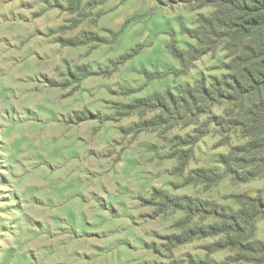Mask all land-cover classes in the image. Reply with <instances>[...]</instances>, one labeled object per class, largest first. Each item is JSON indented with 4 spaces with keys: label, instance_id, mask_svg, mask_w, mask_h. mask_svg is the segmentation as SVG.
Instances as JSON below:
<instances>
[{
    "label": "rangeland",
    "instance_id": "rangeland-1",
    "mask_svg": "<svg viewBox=\"0 0 264 264\" xmlns=\"http://www.w3.org/2000/svg\"><path fill=\"white\" fill-rule=\"evenodd\" d=\"M81 3L0 0V109L52 118L43 138L40 121L4 131L17 151L49 160L31 175L0 172V232L10 236L0 240L14 245V264L37 253L44 264H249L261 241L247 240L236 215L264 210V177L246 175L264 168V150L246 169L220 159L241 157L259 130L236 105L184 94L232 74L230 52L204 35L215 0ZM108 156L106 172L92 171ZM88 178L103 179V195L82 194Z\"/></svg>",
    "mask_w": 264,
    "mask_h": 264
},
{
    "label": "trees",
    "instance_id": "trees-1",
    "mask_svg": "<svg viewBox=\"0 0 264 264\" xmlns=\"http://www.w3.org/2000/svg\"><path fill=\"white\" fill-rule=\"evenodd\" d=\"M215 3L219 11L211 16L204 35L205 39L214 40L213 50L217 46H223L230 52L228 69L232 71L231 77L220 83L214 81L210 88L200 85L196 86L194 92L187 89L184 94L190 101L196 94L201 104L209 103L218 107L236 105L239 107L238 117H245L244 119L258 128L259 131L249 139L247 148L240 149L241 157L232 159L231 155L221 156L220 159V163L227 169L230 168V162L246 169L244 159L253 151L264 150V30H261L264 28V0H215ZM221 6H225L232 15L223 17L218 14ZM175 57L183 63L182 57L178 54ZM261 160L263 159L259 162ZM253 161L254 159L249 160L247 166ZM252 169L246 170L247 180L264 177V168L258 171ZM262 201L260 197L255 202L260 205L264 204ZM251 207L240 206L236 215V220H240L250 234L254 233V222H257L256 208ZM232 220L235 222L234 218Z\"/></svg>",
    "mask_w": 264,
    "mask_h": 264
},
{
    "label": "clouds",
    "instance_id": "clouds-1",
    "mask_svg": "<svg viewBox=\"0 0 264 264\" xmlns=\"http://www.w3.org/2000/svg\"><path fill=\"white\" fill-rule=\"evenodd\" d=\"M19 2L29 4L32 3L33 0H19ZM59 2L67 4L68 0H59ZM84 3H87V0H83V3H81L80 6L81 10L95 11L94 9H84ZM111 6H112L111 2H109V4L106 7H111ZM35 10L36 9H29L28 11L32 12ZM5 12H7V9H5ZM218 14H222L223 17H230L232 15L225 6H221L220 13ZM261 30H264V28H261ZM61 71H65L63 67L61 68ZM248 107H251V105H248ZM66 115L70 116L71 113H68ZM153 115H155V113ZM32 121H40L41 128L35 134L43 138V136L47 132L49 123L52 122V118L49 115H46L44 113H38L36 111H33L31 115H29L27 112L23 111V109H17L15 112L9 109L7 113H5L3 109H0V126H3L0 127V140L4 141L3 143H0V165L4 166V167H0V172H2L4 175H8L9 177L13 175L20 177L23 176L26 171L28 172L29 175H31L35 171H39L40 169H43L44 171L47 170V164L49 163L47 156L41 157L37 155V152L34 151L30 152L28 146H24L22 149L17 151V149L12 147L10 142V137L4 135V131L6 129L14 130L17 128V126L22 124H28L29 122ZM138 131L139 129L137 128L131 134L135 135V132ZM121 147H123V144L121 145ZM114 151H118V149H115ZM112 159H113L112 156H108V160L104 161L106 166L105 169L93 168L92 171L106 172L108 167V161H111ZM52 163H56V161H52ZM191 166L192 165L189 164L188 169H190ZM69 171H71V169H69ZM79 171L83 173L82 165ZM188 174L189 173L187 169H182L179 173H177V175H179L182 178L187 177ZM54 175L55 174H53V176ZM83 175L85 177L87 176L86 173H83ZM88 179H89V183L92 184L93 187H91L90 189H85V188L79 189L80 191H82V194L87 196L89 191H98L101 195H103L104 189L100 187V185L103 183V179L98 178L95 181L91 180L90 178ZM257 186L264 187V182H261ZM57 187L59 186L57 185ZM53 199H55V197H53ZM2 206L3 205H0V207ZM255 216L256 219L258 220V223L256 224L255 232L249 235L247 237V240L249 241L258 240L261 241V244L258 249H254L253 253L249 254L253 257V259L249 260V264H264V210H257ZM21 226H24L23 220H21ZM0 235L4 236L6 239H10L9 233L0 232ZM24 238H27L26 234L24 235ZM13 247H14L13 244L4 243L3 240H0V264H4L6 258L8 260V264H14V261L18 257V253L14 252L11 255H9L8 253V250L12 249ZM209 259L211 260L213 258L210 257ZM245 259H247V257ZM32 264H44L43 255L37 253V258L35 261L32 262Z\"/></svg>",
    "mask_w": 264,
    "mask_h": 264
}]
</instances>
